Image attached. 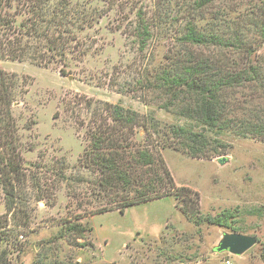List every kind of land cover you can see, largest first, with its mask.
<instances>
[{
    "label": "rangeland",
    "instance_id": "obj_1",
    "mask_svg": "<svg viewBox=\"0 0 264 264\" xmlns=\"http://www.w3.org/2000/svg\"><path fill=\"white\" fill-rule=\"evenodd\" d=\"M71 2L79 14L74 30H48L46 21L26 30L21 24L33 28L32 14L19 13L17 3L8 8L17 30L2 33L22 41L14 46H25L26 58H0V71L26 179L10 213L0 182V217L8 221L0 252L13 264H264V0ZM191 33L204 44L186 42ZM62 34L72 37L63 62L46 48L49 37ZM51 56L55 62L44 65ZM204 59L259 70L258 81L224 92V119L233 122L227 130L211 131L181 115L183 101L162 108L170 102L156 88L163 70ZM87 100L140 115L146 130L136 128L132 141L162 156L176 186L199 193L197 214H183L174 192L122 213L112 206L143 186L101 185L105 177L89 158L87 135L106 114L99 105L87 108ZM173 127L208 137L213 157L164 146L178 140ZM224 233L257 243L241 256L215 253Z\"/></svg>",
    "mask_w": 264,
    "mask_h": 264
},
{
    "label": "trees",
    "instance_id": "obj_2",
    "mask_svg": "<svg viewBox=\"0 0 264 264\" xmlns=\"http://www.w3.org/2000/svg\"><path fill=\"white\" fill-rule=\"evenodd\" d=\"M53 1L0 0V58L18 61L26 58L25 46L24 48L14 46L22 41L17 40L16 42L11 39L10 33H2L5 30H17L14 27L15 21L12 14L8 12V8L14 3H17V9L21 10L19 13L25 12L33 16L29 18L33 28L21 24L23 29L38 30L39 22L46 21L48 30H74L79 14L72 6L71 0H59L57 4L52 5ZM31 33L29 31V34ZM194 37V33L188 34L185 41L192 40L204 44L202 37L198 39ZM71 39L70 35L51 36L48 38L46 48L49 52L57 54L63 62L66 51L71 47ZM55 60V57L51 56L49 61L44 62V65L55 62ZM173 64L175 69L174 67L165 68L163 82L156 86L170 96V102L162 108L170 109L177 101H183L185 107L181 110V115L195 120L211 131L227 130L233 124L231 120L224 119L229 113L225 101L222 100L224 92L241 86L247 81L259 80L258 68L230 70L224 65L214 64L210 59L198 62L189 60L183 67ZM175 71H181V73L172 75ZM60 72L63 74L65 70L61 69ZM5 76L0 71V182L3 185L7 209L10 213L14 206H18L19 185L24 183L26 174L23 169V158L19 152L18 128L11 115V92L5 84L7 82ZM93 105H99L96 109H101L106 114L102 115V121L99 124L90 127L87 135L91 147V151L88 152L89 158L94 161L100 173L105 177L101 185L113 189L117 187L120 180H123L126 189L138 185L143 186L140 191L134 190L133 194L114 201L112 206L122 213L130 206L166 197L174 192L178 200L177 208L183 214H197L200 208L199 193L188 187L176 186L162 156L132 141L136 128L144 127L140 124V115L135 111L124 110L108 102L99 103L87 100V108H92ZM259 122L261 127L259 133H263L264 122ZM251 127L255 129L259 125H251ZM144 129L146 130V127ZM171 129L178 140L170 143L164 142V146L173 147L184 153L188 152L193 158L211 159L213 157L215 148L207 143L208 137L202 134L193 135L183 127ZM138 169L142 170L141 174L136 173ZM7 227V216L0 217V242L2 239L6 241L5 229ZM0 264H13L6 250L0 252Z\"/></svg>",
    "mask_w": 264,
    "mask_h": 264
},
{
    "label": "water",
    "instance_id": "obj_3",
    "mask_svg": "<svg viewBox=\"0 0 264 264\" xmlns=\"http://www.w3.org/2000/svg\"><path fill=\"white\" fill-rule=\"evenodd\" d=\"M220 164L227 162V159L218 160ZM257 243V238L250 235L239 233H224L218 246L214 249L215 253L228 252L241 256L250 250Z\"/></svg>",
    "mask_w": 264,
    "mask_h": 264
},
{
    "label": "built area",
    "instance_id": "obj_4",
    "mask_svg": "<svg viewBox=\"0 0 264 264\" xmlns=\"http://www.w3.org/2000/svg\"><path fill=\"white\" fill-rule=\"evenodd\" d=\"M226 264H230V262L226 263Z\"/></svg>",
    "mask_w": 264,
    "mask_h": 264
}]
</instances>
